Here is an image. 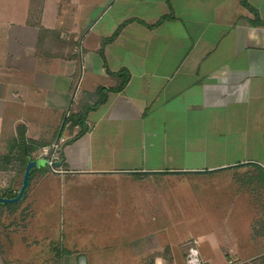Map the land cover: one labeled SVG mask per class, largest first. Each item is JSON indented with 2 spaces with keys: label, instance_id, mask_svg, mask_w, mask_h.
I'll list each match as a JSON object with an SVG mask.
<instances>
[{
  "label": "crops",
  "instance_id": "0c3cea01",
  "mask_svg": "<svg viewBox=\"0 0 264 264\" xmlns=\"http://www.w3.org/2000/svg\"><path fill=\"white\" fill-rule=\"evenodd\" d=\"M248 2L0 0L6 194L38 160L0 202V264H185L192 237L213 264H264V0ZM62 137L52 172L38 152Z\"/></svg>",
  "mask_w": 264,
  "mask_h": 264
},
{
  "label": "built area",
  "instance_id": "2783aa9c",
  "mask_svg": "<svg viewBox=\"0 0 264 264\" xmlns=\"http://www.w3.org/2000/svg\"><path fill=\"white\" fill-rule=\"evenodd\" d=\"M65 141V138H59L54 141L49 146H43L38 154L40 156H44L47 159V166L52 172H61L63 171L62 164H58V161H61V148L62 143ZM11 179L8 177L1 178L0 177V193H6V187L10 186ZM13 193H17V188L13 187L11 189ZM184 262L185 264H213L211 261L205 259L202 255L199 240L195 237L188 239L184 243ZM242 262L234 261L233 259H229L228 264H240ZM176 264V263H171Z\"/></svg>",
  "mask_w": 264,
  "mask_h": 264
},
{
  "label": "water",
  "instance_id": "95a60500",
  "mask_svg": "<svg viewBox=\"0 0 264 264\" xmlns=\"http://www.w3.org/2000/svg\"><path fill=\"white\" fill-rule=\"evenodd\" d=\"M38 164V160H34L30 157V159L27 161V164L25 166V170L23 172V177L20 182L19 187L17 188V193L13 196H10L6 193L1 194L0 193V202L1 203H13V202H18L22 199L24 196L26 189L28 187L29 181H30V175L32 168ZM58 164H61V161H58Z\"/></svg>",
  "mask_w": 264,
  "mask_h": 264
},
{
  "label": "trees",
  "instance_id": "16d2710c",
  "mask_svg": "<svg viewBox=\"0 0 264 264\" xmlns=\"http://www.w3.org/2000/svg\"><path fill=\"white\" fill-rule=\"evenodd\" d=\"M242 1H243V3L245 5L249 6L253 10H255L254 7H252L249 4L248 0H242ZM161 20H162V18L160 19V21ZM122 26H123V24H120L118 26V28L115 30V32L113 33V35L111 37H109L108 39H112L113 37H115L119 33V31L121 30ZM118 73L120 75H123V80L121 81V83L119 85L112 87L114 90H120V89H122L125 86V84L127 83L128 79H129V76H130V73H129V71L127 69H122ZM22 151H23L22 153H28L29 151H31L29 145L26 144L25 142H24ZM10 204H13V203H10Z\"/></svg>",
  "mask_w": 264,
  "mask_h": 264
},
{
  "label": "rangeland",
  "instance_id": "374dc122",
  "mask_svg": "<svg viewBox=\"0 0 264 264\" xmlns=\"http://www.w3.org/2000/svg\"><path fill=\"white\" fill-rule=\"evenodd\" d=\"M45 162L47 163V160H45ZM10 163H12L13 165L12 166H14V168H18L19 169V171L21 170V167H18L19 165H17V164H19V162H18V160L17 159H13V161H10ZM15 164V165H14ZM9 168H10V166H9ZM10 172V174H7V175H5V177H8L9 179H13V177L15 176L14 174H15V171L14 170H10L9 171ZM0 174H1V171H0ZM14 175V176H13ZM1 178H2V176H0ZM4 178V177H3ZM227 197V196H226ZM151 217L153 216L152 214L150 215ZM149 216V217H150ZM22 225H24V222L22 221V222H20ZM240 264H243V262L242 263H240Z\"/></svg>",
  "mask_w": 264,
  "mask_h": 264
}]
</instances>
